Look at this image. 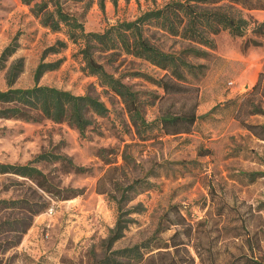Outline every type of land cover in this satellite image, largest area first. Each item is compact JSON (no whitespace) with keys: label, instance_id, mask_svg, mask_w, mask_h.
Listing matches in <instances>:
<instances>
[{"label":"rangeland","instance_id":"rangeland-1","mask_svg":"<svg viewBox=\"0 0 264 264\" xmlns=\"http://www.w3.org/2000/svg\"><path fill=\"white\" fill-rule=\"evenodd\" d=\"M169 1L60 0L85 32H101ZM246 4L253 8L235 7L264 21V0ZM32 5L0 0V54L11 41L18 45L0 70V90L8 87V66L21 57L23 70L12 87L89 93L108 110L94 117L84 135L67 121L0 118V163L30 162L48 186L0 173V264H95L105 254L102 240L116 222L124 189L127 223L112 250L137 246L140 255L117 257V264H264V113H255L264 111V82L253 88L264 70V35L253 32L252 24L243 36L227 30L213 35L208 57L188 58L205 65L203 75L187 76L171 94L132 74L164 75L149 62L124 53L98 56L108 73L139 93L147 121L194 109L188 133L167 134L158 121L137 133L122 99L84 68L83 40L68 39L66 27H43ZM151 31V42L166 52L190 45ZM59 39L66 46L43 59L60 60L58 68L35 81L44 49ZM43 152L85 170L65 160L35 161Z\"/></svg>","mask_w":264,"mask_h":264},{"label":"trees","instance_id":"trees-1","mask_svg":"<svg viewBox=\"0 0 264 264\" xmlns=\"http://www.w3.org/2000/svg\"><path fill=\"white\" fill-rule=\"evenodd\" d=\"M247 0H171L162 7L147 10L133 20H123L113 24L101 32H85L82 23L72 14L64 11L60 0H21L30 5L40 24L53 32L66 27L68 39L75 42L78 38L83 40L80 49L85 69L89 75L95 76L102 86L110 88L123 101L129 119L137 133H143L157 122L167 134L188 133L195 122L194 109L178 114H162L153 121H147L142 113V105L137 91L121 81L119 77L108 73L103 64L97 60L101 54L114 56L128 54L143 59L150 64L165 71L158 79L145 73L135 72L161 87L166 94L174 93L183 86L187 76L197 78L204 73L205 65L192 63L188 58H206L210 50L215 47L213 35L227 30L232 36H243L251 24L253 32L264 35V21L246 17L235 5L251 9ZM115 3V1H113ZM52 6L50 9L49 6ZM102 8V3H101ZM163 31L171 36H177L190 45L178 52H166L153 44L149 32ZM151 33H153L151 31ZM252 44H259L252 39ZM248 41H245L246 45ZM17 43L11 41L0 54V70L5 68V62L16 52ZM66 46L63 40H57L43 51L41 61L35 68L34 80L48 70L58 68L60 60L45 62L47 54H57ZM97 55V56H96ZM110 60V59H109ZM23 70V58H16L6 71L7 88L0 90V118H15L25 121L47 118L54 122L67 121L74 126L81 135H84L88 126L93 123L95 116H104L107 107L103 101L92 94L76 95L70 91L47 85L35 84L27 88L12 87ZM264 82V70L253 88ZM264 111L255 109V113ZM65 160L77 171L85 170L77 167L67 158L43 152L36 156L35 161ZM0 173H13L25 177L43 189H48L44 173L32 165L0 163ZM134 187L128 185L126 190ZM125 189L121 198L116 200L119 210L118 217L108 235L102 240L104 256L95 264H117V257L138 258L140 253L137 246L112 250L113 244L122 237L127 220L124 219L123 203L126 201ZM19 202V201H18ZM17 203V201H15ZM44 207V206H43ZM41 207L39 210H41Z\"/></svg>","mask_w":264,"mask_h":264}]
</instances>
